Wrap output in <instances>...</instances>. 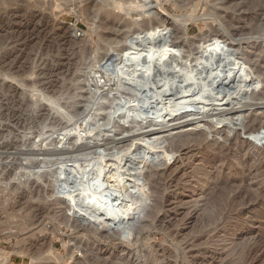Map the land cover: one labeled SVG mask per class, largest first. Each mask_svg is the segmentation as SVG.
Segmentation results:
<instances>
[{"label": "rangeland", "instance_id": "rangeland-1", "mask_svg": "<svg viewBox=\"0 0 264 264\" xmlns=\"http://www.w3.org/2000/svg\"><path fill=\"white\" fill-rule=\"evenodd\" d=\"M115 1L121 0H19L17 6L24 10L16 9L18 14L5 22L4 30L14 25L0 35V264H264V171L258 178L252 176L255 166L252 163L261 159L264 162V128L260 139L252 137L251 145L244 144L242 149L229 145L235 137L247 140L243 133L247 117L255 114L264 121V28L247 35L241 32L243 28L263 26L264 0H122L126 5L118 13L113 7ZM139 3L145 6L137 10L131 5ZM94 13L100 19L91 20ZM32 14L36 15L30 21ZM103 17L120 22L112 29H101ZM124 25L129 29H123ZM25 29L29 31L27 34ZM212 35L220 41L216 50H208L205 56L197 45ZM143 42H147L146 47L150 42L151 52L157 56L153 57L155 61L161 59L158 61L163 69H158V79H150V75L141 80L137 72L127 80L124 78L127 71L134 67L133 54L140 47L146 48ZM161 46L167 48L165 57L159 53ZM241 51L251 53L252 61L242 70L236 68L234 75L244 83H251L249 88H241L243 83L237 79L218 80L211 86L210 79L203 82L202 78L212 76L218 65L224 63L229 70L234 60L241 63ZM203 57H208L206 62L195 63L204 60ZM182 77L192 86L176 87L179 84L176 79ZM218 84L220 88H216ZM190 97L200 103L185 108L184 103ZM238 103L250 106L239 108ZM180 111L184 117L168 131L161 130L164 122ZM134 113L139 119H133ZM224 116L225 119L231 116L232 121L223 120ZM67 132L70 135L66 143H60L59 138ZM190 132L201 134L203 145L229 147L227 160L215 157L213 161L221 163L222 169L201 173L206 158L195 147L169 157L162 148H156L162 139L166 145L176 136ZM77 135L85 138L73 145ZM142 136H147L144 141H135ZM107 138L115 140L117 151L122 146L120 139L126 141V146L139 147L125 153L124 160L131 170L138 169L146 177L154 169L169 172V178L179 177L188 190L197 187L196 193L184 195L186 199L177 206L187 219L192 218L178 224L179 239L171 240L154 227L135 235L130 231L132 223L120 225L99 212H91L88 202L81 207L79 199L68 192L79 188L77 172L72 175L76 184L70 183L62 194L67 206L59 201L54 191L56 184L49 177L57 163L52 154L76 150L82 145L81 148H90L89 152L101 148ZM97 157V153H92L80 159L88 164ZM144 157L145 163L140 164ZM114 160L111 157L110 164ZM231 160V166L242 162L245 167L227 171ZM219 180L231 188L234 186L235 192L247 188V194L254 200H247L248 195L235 200V210L228 209L217 217V233L207 237V230L199 229L197 223L204 218L200 211L207 206L208 211L213 208L205 202L216 192L213 188L218 189L214 184ZM143 183L148 194L146 206H151L154 198L149 195V181ZM120 195L114 197L118 199ZM215 196L212 202H216ZM143 219L138 214L134 224ZM153 247L164 248L166 253L154 256Z\"/></svg>", "mask_w": 264, "mask_h": 264}, {"label": "bare ground", "instance_id": "bare-ground-1", "mask_svg": "<svg viewBox=\"0 0 264 264\" xmlns=\"http://www.w3.org/2000/svg\"><path fill=\"white\" fill-rule=\"evenodd\" d=\"M19 0H0V35H1V32H5V31H8L12 28V26H8V29L7 30H4L5 29V22H9L8 20V17H12L14 16V14L17 13L16 9L18 10H24V8H21V6H17L18 5V2ZM21 1V0H20ZM57 1V0H55ZM134 1V0H133ZM130 2V1H129ZM132 2V1H131ZM126 2L125 1H115L114 2V9L115 11L117 10V13L118 11L121 12V10L125 7V4ZM133 3V2H132ZM260 3V1H259ZM262 3V1H261ZM21 4V3H20ZM30 4V3H29ZM29 4H27V8H29L28 6H30ZM138 4V3H137ZM134 5V4H131L132 6H135L134 8L138 10V8H143L145 6V3L143 4H140L139 5ZM33 5V4H32ZM130 5V3H129ZM257 5V4H256ZM36 6V5H35ZM34 6V7H35ZM260 6V4H259ZM25 7V5H24ZM58 8V5L56 6ZM95 7V6H94ZM37 8V7H36ZM127 8V7H126ZM133 8V9H134ZM260 8V7H259ZM132 9V10H133ZM26 10V8H25ZM29 11V10H28ZM35 11V10H34ZM95 11V10H94ZM42 12V11H41ZM97 12V11H96ZM119 12V13H120ZM29 13V12H28ZM31 13V12H30ZM52 13V12H51ZM116 13V12H115ZM18 14V13H17ZM25 14V13H24ZM41 14V13H40ZM95 14V13H94ZM31 15V14H30ZM29 15V18H30V21H31V18L35 17L34 15L36 14H32V16L30 17ZM45 15V14H44ZM44 15L42 17V15H40L41 17L40 18H44ZM47 15V14H46ZM106 15V14H105ZM115 15V14H114ZM18 16H21L20 13ZM38 16V15H37ZM36 16V17H37ZM48 16V15H47ZM53 16V15H52ZM116 16V15H115ZM164 16V15H163ZM46 17V16H45ZM91 17V16H90ZM89 17V18H90ZM107 17V16H106ZM109 17V16H108ZM28 18V17H27ZM26 18V19H27ZM100 19L99 18V15L98 14H95L94 16H92V18H90L91 20L92 19ZM13 19V18H12ZM16 19V18H14ZM24 19V17H23ZM23 19H20L23 20ZM35 19V18H34ZM33 19V20H34ZM46 19V18H45ZM88 19V21L90 20ZM103 20H101L100 22V28L101 29H112V27H117L118 26V23L120 22L119 20L117 19H113V20H109L108 18H105L104 17L102 18ZM19 20V19H18ZM36 20V19H35ZM34 20V21H35ZM42 20V19H40ZM39 20V21H40ZM51 20V19H50ZM53 20V18H52ZM121 20V19H120ZM163 20V21H162ZM17 21V20H16ZM25 21V19L23 20ZM28 22H30L29 20H27ZM94 21V20H93ZM162 21V22H161ZM161 23H164L165 20L162 18L161 19ZM26 22V23H28ZM53 22V21H52ZM92 22V21H91ZM12 23V22H10ZM9 23V24H10ZM17 23V22H16ZM23 24V22H21ZM25 23V22H24ZM8 24V23H7ZM18 24V23H17ZM29 24V23H28ZM52 24V23H51ZM154 24H157L154 22ZM159 24V23H158ZM21 25V24H20ZM27 25V24H26ZM54 25V23L52 24ZM56 25V24H55ZM18 26V25H17ZM28 26V25H27ZM51 26V25H50ZM155 26V25H154ZM160 26V25H159ZM249 26V25H248ZM19 27V26H18ZM22 27V26H21ZM29 27V26H28ZM34 27L35 26V23H34ZM33 27V28H34ZM52 27V26H51ZM55 27V26H54ZM53 27V28H54ZM131 28V27H130ZM262 29L264 28V24L263 26L261 27H257V26H251L248 30H245L244 28L241 30L242 32V35H247V34H251V33H255L257 32L258 30L256 29ZM17 29V28H16ZM19 29V28H18ZM48 29V28H47ZM123 29H129V26L128 25H124L123 26ZM22 30V29H21ZM31 30V29H30ZM119 30V28H118ZM23 31V30H22ZM26 32V34L29 32L26 31V29L24 30ZM46 31V30H45ZM121 31V30H120ZM119 31V32H120ZM123 31V30H122ZM262 31V30H261ZM40 32V31H39ZM58 32V31H57ZM126 34H127V31H125ZM31 33V32H30ZM36 33V32H35ZM48 33V32H47ZM52 33V32H51ZM56 33V32H55ZM65 33V32H64ZM7 34V33H5ZM53 34V33H52ZM63 34V33H62ZM8 35V34H7ZM29 35V34H28ZM12 36V35H11ZM10 36V37H11ZM124 36V35H123ZM126 36V35H125ZM8 37V36H7ZM14 37V36H12ZM24 37V35H23ZM52 37V36H51ZM57 37V36H56ZM61 37V36H60ZM64 37V36H63ZM41 38V37H40ZM123 38V37H122ZM207 38V37H206ZM9 39V37H8ZM7 39V40H8ZM13 39V38H12ZM61 39V38H60ZM124 39V38H123ZM126 39V37H125ZM220 38H218L216 35H212L211 38H209L207 41H204L205 43H203L202 45H197L198 46V50L201 52V53H204L205 51V56H207V52H209L208 50H213L216 45L219 44V40ZM67 40V39H66ZM65 40V41H66ZM121 40V39H119ZM137 40V39H136ZM64 41V42H65ZM202 41V40H201ZM78 42V41H76ZM80 42V41H79ZM82 42V41H81ZM138 42V41H137ZM142 42V41H141ZM63 43V42H61ZM140 43V41H139ZM147 43V42H146ZM146 43L144 44V42L142 44H144L146 47ZM150 43V42H149ZM148 43V47L144 48V49H141V47L139 48L137 46V48H139L138 51H136V53L133 54V57H132V61L133 63H131L132 66L134 67H130V70L127 71L126 75L124 78H126L128 80V78H130V75L131 74H136L137 75V72L139 73V77L141 80H143L144 78H149L150 76V79L153 78V77H156L158 79V76H157V73H158V69H163V65L159 64L160 62L158 60H161V59H158L155 61L154 57V51L151 52L152 50V46L150 47V44ZM77 44V43H76ZM138 44V43H137ZM139 45V44H138ZM143 47V45H140ZM68 47V46H67ZM83 48V47H81ZM136 48V49H137ZM148 48H151L148 50ZM160 49L159 50V53H163L162 54V57H165L166 54H164V52L166 51L167 48H164V46H161L159 47ZM202 49V50H201ZM216 50V49H214ZM124 51V50H123ZM123 51H120V52H123ZM168 51V50H167ZM210 51V52H211ZM214 52V51H213ZM242 52V51H241ZM132 53V52H131ZM129 53V54H131ZM158 53V52H157ZM166 53V52H165ZM120 54V53H118ZM124 54V53H123ZM251 54V53H250ZM248 54L246 51H243L241 53V56L242 58H240L241 60V63L238 62V61H235L233 62V67L231 69H227L226 70V65L223 63V64H220L218 65L217 69H214L213 68V71L214 73L212 72L210 75L212 76H209V75H206L205 77L202 78L201 77H198V80H200L199 78H202L203 79V82L204 81H209L210 79V86L212 85V82H216V81H228L230 79H233V81L235 79H237V75H234L235 73V69L240 67L243 68V66H248L251 61H252V56L253 55H250ZM161 55V54H160ZM203 55V54H202ZM201 55V56H202ZM240 55V54H239ZM80 56V55H79ZM144 56H151V63L150 64H146L145 62V57ZM154 56V57H153ZM199 56V55H198ZM200 56V57H201ZM204 56V55H203ZM209 56V55H208ZM255 56V55H254ZM122 57V56H121ZM157 57V56H156ZM161 57V56H160ZM197 57V56H196ZM130 58V57H129ZM204 58V57H203ZM205 58H208V57H205ZM204 58V60L202 59H198L195 61V63H200V62H206V59ZM163 59V58H162ZM196 59V58H195ZM120 60V59H119ZM124 60V59H123ZM122 60V61H123ZM214 60V59H213ZM102 61V60H101ZM127 60L125 59V62ZM129 62V60H128ZM127 62V63H128ZM192 62H194L192 60ZM211 62V61H210ZM194 63V64H195ZM221 63V62H220ZM197 64V65H198ZM219 64V63H218ZM229 64V63H228ZM196 65V64H195ZM207 65V64H206ZM194 66V65H193ZM121 67V66H120ZM129 67V66H128ZM199 66H197V69H198ZM192 68V67H191ZM195 68V67H194ZM192 68V69H194ZM230 68V67H229ZM251 68V67H250ZM128 68H126L127 70ZM202 69V68H200ZM225 69V70H223ZM239 69V70H240ZM196 70V69H195ZM212 70V69H211ZM210 70V71H211ZM215 70L217 72H215ZM238 70V69H237ZM242 70V69H241ZM240 70V71H241ZM1 71V70H0ZM154 71V73H153ZM161 71V70H160ZM183 71V70H182ZM237 72V71H236ZM153 73V74H152ZM190 73V72H188ZM184 74V73H183ZM187 74V73H186ZM189 75V74H188ZM135 77V76H134ZM251 77V76H250ZM188 78V77H187ZM239 78V77H238ZM181 78H177L176 81L180 84L176 85V87H184V86H190L191 83H186V78H183L182 77V80H180ZM197 79V78H196ZM201 79V80H202ZM242 79V78H241ZM241 79H237V80H240L239 83H243V84H240V87L243 88V87H247L249 88L251 83L248 84V81H245L246 83H244ZM164 80V79H163ZM195 80V79H194ZM249 80V79H248ZM125 81V80H124ZM140 81V80H139ZM250 81V80H249ZM144 82V81H143ZM148 82V81H147ZM185 82V83H183ZM194 82V81H193ZM87 83V82H86ZM195 83V82H194ZM213 83V84H214ZM193 84V83H192ZM205 85V84H204ZM192 86V85H191ZM214 86V85H213ZM249 86V87H248ZM207 87V86H206ZM209 87V86H208ZM216 87V86H214ZM187 88V87H186ZM213 89L212 87H209V89ZM216 88H220L219 84L217 85ZM189 90V89H188ZM82 91V90H81ZM205 91V90H204ZM181 92V91H180ZM179 92V93H180ZM182 93V92H181ZM203 93V92H202ZM95 91L91 92V97L93 96L94 98V95H95ZM261 94V93H260ZM194 95V94H193ZM259 95V94H258ZM187 96V95H186ZM190 96V95H189ZM202 96V95H201ZM197 97V96H196ZM259 98V96H257ZM92 98V99H93ZM198 98V97H197ZM257 98V99H258ZM194 98L191 99L190 97V101L189 100H185L186 102L184 103V105L186 104V106H184L185 108H189L190 105H197L199 104V100L198 102L195 101L196 99H194V102L191 101L193 100ZM184 101V100H183ZM239 102V101H238ZM91 103V102H90ZM191 103V104H189ZM101 104V103H100ZM254 105V104H253ZM238 106L239 108H244V107H249L250 105H243L241 103H238ZM238 108V109H239ZM177 108H175L176 110ZM184 110V109H182ZM175 112V111H174ZM181 112V111H180ZM179 114H175L174 118L172 119H169L167 121H165L163 124L166 126H164L163 128H161V130H167L169 127L172 126V124L178 120H181L184 116H181L183 115V113L181 112ZM185 112V111H184ZM244 112V111H243ZM192 113V112H191ZM236 113V112H235ZM262 114H264V112H262ZM233 115V114H232ZM173 116V115H172ZM229 116V115H228ZM234 116V115H233ZM222 117V116H221ZM227 117V116H226ZM228 118V119H227ZM225 119V116L223 118V120H228V121H232L231 119V116L230 118L227 117ZM105 119V118H104ZM108 119V117H107ZM246 122H245V125H244V134L247 135V136H250V137H255L256 139H260L261 136V129L264 128V121H260L259 118L255 115V114H252L250 115L249 117L246 118ZM109 120V119H108ZM107 120V121H108ZM109 123V121H108ZM107 123V124H108ZM263 127V128H262ZM130 128V127H129ZM154 129V128H153ZM168 131V130H167ZM171 131V130H170ZM169 131V132H170ZM146 132V131H145ZM148 132H150L148 130ZM161 132V131H160ZM158 133H152L150 135H157ZM263 134V133H262ZM63 134H61L62 136ZM70 133H64V135L59 138L60 139V143L64 142L66 143L67 141V137H69ZM50 136V135H49ZM49 136L47 137L49 139ZM83 136V135H81ZM74 137L72 142H73V145H78V143H80L82 141V138L83 137ZM103 136V135H102ZM138 136V135H137ZM159 136V135H158ZM238 136V135H237ZM100 137V136H99ZM105 137V136H104ZM147 136H142L140 139H135V141L137 140H140V141H144V138H146ZM52 138V136H51ZM85 138V137H84ZM83 138V139H84ZM115 138V137H114ZM118 138V137H116ZM54 139V138H53ZM95 139V138H94ZM93 139V140H94ZM111 138H107L105 139V142L103 143L102 146H100L101 148H96L95 150H90L88 152V150L90 148H78V149H72V150H69V149H66L64 152H61V153H54L52 155L56 156V158L53 160L55 162H57L55 164V168L50 172V175L49 177L51 178V181L55 184H57V170L60 169L62 171H70L72 172V174L75 172H77L78 174V177L77 178V182L79 183V188L77 189V191H70L68 190V192L70 194H73L75 196V198L79 199V203L81 207H84L85 205H87L86 203L88 202L89 204L87 206H89V210H92L91 212H96V213H100L101 216H103L104 218H112V221L113 222H116V223H119L120 225H125L126 224L129 226L131 223V233L133 232L135 235H141L144 231L146 230H149L151 228H156L160 231H162L166 236H168L171 240H176L179 236V233H180V229H178L179 227L178 224L180 223V221H183V219H187L188 216H185V214H183L182 210L178 209L177 206H179V204L181 203L182 199H186L184 197V195H189L190 193L192 192H195L197 190V187H195L194 185V189L193 190H188L189 187L183 185L180 183V179L179 177H177L176 179L173 180V178H169L170 175H167L165 171H158V170H153L152 173H150L147 177L144 175V174H141V172L137 171L138 169H133L131 170L129 168L128 165H126V162L124 160V157L126 152L129 151L130 148L132 147H136V146H133V144H130L129 146H126L124 143L126 141L120 139L119 143L122 144V146L120 147L119 151L116 150V146L114 145V142L115 140H110ZM148 139H151V138H148ZM147 139V140H148ZM101 140H103L101 138ZM117 140V139H116ZM146 140V139H145ZM154 140V138L152 139ZM155 140H158L155 138ZM53 141V140H52ZM51 141V142H52ZM100 141V140H99ZM133 141V139H132ZM131 141V142H132ZM168 141V140H167ZM204 138L202 137L201 134H195V133H186L184 135H179V136H176L175 138L171 139L168 144L165 145L166 141L165 140H161L155 144H157L156 148H162L165 152L164 153H167V156L169 157V155H175L176 153H181L182 151L186 149H188L190 146L191 147H195V151H198L204 158H206V161L203 162V167H202V171H200L201 173H204L206 172V170L208 171L209 169L212 170V171H217L219 169H222L223 165H220L221 163L217 164V163H214L213 164V161H214V158L218 157L220 160H227V158L230 156L228 155V148L229 147H224V146H219V147H215V146H212V144H205L203 145L204 143ZM138 142V141H137ZM118 143V145H119ZM133 143V142H132ZM141 143H144V142H141ZM140 143V144H141ZM146 143V142H145ZM49 144V143H48ZM151 144V143H150ZM246 144V145H251V141L250 140H240L239 137H235L234 138V141L230 142L229 145L231 148H241L243 147V145ZM55 145V144H54ZM57 145V144H56ZM55 145V146H56ZM65 145V144H64ZM70 145V144H69ZM96 145V144H95ZM152 145V144H151ZM53 146V145H52ZM54 146V147H55ZM87 146V145H85ZM126 146V148L124 147ZM46 147H48L46 145ZM76 147V146H75ZM138 147V146H137ZM153 147V145H152ZM248 147V146H247ZM68 148V145L67 147ZM70 148V147H69ZM119 148V147H118ZM117 148V149H118ZM139 148V147H138ZM143 148V147H142ZM146 148V147H145ZM98 149V151H97ZM150 149V148H149ZM131 150V149H130ZM139 150V149H137ZM156 150V149H155ZM235 150V149H234ZM97 151V152H96ZM132 151V150H131ZM149 151V150H147ZM247 152V151H246ZM96 154L99 156L97 158H93L94 160H91V162H87L88 164H84L82 163L81 159L80 158H84V157H88L90 154ZM131 153V152H130ZM198 153V154H199ZM117 154L116 156V159L114 160V156ZM129 155V154H128ZM179 155V154H178ZM59 156V157H58ZM250 156V155H249ZM248 156V157H249ZM111 157L112 159L114 160V163L112 162V164H110V161H111ZM82 158V159H83ZM203 158V159H204ZM217 158V159H218ZM252 158V156H251ZM263 158V157H262ZM218 159V160H219ZM87 160V159H85ZM230 160V159H229ZM233 160V159H232ZM232 160L231 162H229L227 164V171L229 170H232V169H239V168H243L245 167L244 163H238L236 166L235 165H232L231 166V163H232ZM262 160V159H261ZM260 160V162H257V164H255L256 162L252 163L254 166V170H253V173L254 175V178H258L260 177L262 171H264V162L262 163V161ZM140 164H144L146 159L145 157L142 158L141 160H139ZM237 163V158L235 160ZM264 161V160H263ZM188 162V161H187ZM225 162V161H224ZM167 164V163H166ZM165 164V165H166ZM225 164V163H224ZM247 164V163H246ZM113 165V167L111 166ZM140 167V166H139ZM252 167V166H250ZM133 168V167H132ZM140 170V169H139ZM187 170V169H186ZM234 170V171H235ZM169 171V170H168ZM171 171V170H170ZM221 171V170H220ZM237 171V170H236ZM174 172V171H173ZM199 172V173H200ZM219 172V171H218ZM187 173V172H186ZM197 173V171L195 172ZM209 173H212L209 171ZM194 174V173H193ZM198 174V173H197ZM235 174V173H234ZM264 174V173H263ZM64 175V174H62ZM192 175V174H191ZM209 175V174H208ZM76 176V175H75ZM203 176V175H201ZM211 176V175H210ZM242 176V175H241ZM190 177V176H189ZM263 177V176H261ZM180 178H182L180 176ZM191 178V177H190ZM198 178V177H197ZM246 178V177H245ZM149 179V180H148ZM183 179V178H182ZM192 179H195V183H199L197 182L196 178H192ZM253 179V178H252ZM149 181V190H150V193L149 195H152L153 196V203L151 206H146V200L148 198V194L146 193V188L144 187L143 184H146V183H143L144 181ZM199 180V179H198ZM224 180V179H223ZM143 181V182H142ZM193 181V180H192ZM220 181V180H219ZM247 181V180H246ZM261 181V180H260ZM187 183V181H186ZM185 183V184H186ZM225 181H220V182H217L214 184V186H218V189H216L215 187L213 188L216 192H212L210 194V196L206 199V202H205V205L206 204H210L212 205L213 208H215V210H212L210 209L211 211H208L207 208L209 206H207L206 209H203L202 211L200 212H203L202 213V216L204 215V218L202 219V221L198 222L197 220V226L199 229H203L205 232L207 230V237L210 235V234H213L214 232L217 231L218 229V226L216 224L217 222V217H220V215L225 212L226 210H233L234 206V201L237 200L239 197L241 196H245L248 195L246 197V199L248 200H254V197L251 198L249 197V194H247V188L245 190L243 189H240L239 192H235V189L232 187H229V185H225ZM264 183V182H263ZM262 183V184H263ZM190 184V182H189ZM242 184V180L240 182V185ZM78 185V184H77ZM198 184H196L197 186ZM239 185V186H240ZM69 186V185H68ZM199 186V185H198ZM242 186V185H241ZM247 186V185H245ZM261 186V185H260ZM238 187V186H237ZM236 187V188H237ZM77 188V187H76ZM91 188V189H90ZM207 188V187H206ZM242 188V187H241ZM70 189V188H69ZM174 189L173 191H170ZM203 189V188H202ZM201 189V190H202ZM239 189V187L237 188ZM75 190V189H73ZM89 190V191H87ZM148 190V189H147ZM238 191V190H237ZM148 192V191H147ZM257 192V191H256ZM255 192V193H256ZM116 193H118L117 195H120V197L117 199L115 198L114 196H117ZM120 193V194H119ZM167 193V194H166ZM196 193V192H195ZM255 193H253L254 195H256ZM115 194V195H114ZM260 194V193H259ZM258 194V195H259ZM262 194V193H261ZM215 195H217V200L216 202H212L211 199L214 197H216ZM251 196V195H250ZM253 196V195H252ZM114 197V198H113ZM118 197V196H117ZM264 198V196H263ZM117 200H121L122 202L119 203ZM149 200V199H148ZM213 200V199H212ZM246 200V201H247ZM236 202V201H235ZM69 203V202H68ZM239 204V203H238ZM204 205V206H205ZM264 205V204H263ZM240 206V205H238ZM68 207L71 208V204L69 203L68 204ZM115 212H114V211ZM235 210V209H234ZM241 212V211H240ZM111 213H113V215H111ZM99 214V215H100ZM138 214L141 216L143 215V221H139V223L137 222V224H134V219L136 220V216H138ZM111 215V217H109ZM223 215V214H222ZM192 219V218H191ZM190 218L187 219L188 221L191 220ZM198 219V218H197ZM220 220V218H218ZM224 219V218H223ZM263 219H264V216H263ZM141 220V219H140ZM187 221V222H188ZM219 222V221H218ZM185 223V222H184ZM195 223V221H194ZM186 224H184L185 226ZM194 225V224H193ZM194 227V226H192ZM76 228V227H75ZM78 228V227H77ZM181 228V227H180ZM186 228V227H184ZM197 228L198 230V233H199V229ZM183 229V228H181ZM206 229V230H205ZM184 230V229H183ZM225 230V229H223ZM222 230V231H223ZM193 231V230H192ZM221 231V232H222ZM196 232V231H195ZM202 232V231H201ZM224 232V231H223ZM222 232V233H223ZM217 233V232H216ZM220 233V232H219ZM206 237V236H205ZM179 239V238H178ZM177 242V241H176ZM146 246V245H145ZM241 248V247H240ZM249 248V247H248ZM153 252L152 255H156L157 253H161V254H165L166 253V250L163 248V249H159V248H156V247H153L152 250ZM172 251V250H171ZM244 251V249L242 250ZM250 251V250H247V252ZM33 253V252H32ZM243 253V252H242ZM245 253V252H244ZM241 254V253H240ZM249 254V253H248ZM247 254V255H248ZM243 254H241L242 256ZM246 255V256H247ZM169 256V255H168ZM240 256V257H241ZM249 256V255H248ZM157 257V256H156ZM155 257V258H156ZM183 257V256H182ZM35 258V257H34ZM34 258H32L34 260ZM245 256L243 257L242 256V259H244ZM37 259V257L35 258ZM39 259V258H38ZM37 259V260H38ZM147 259V258H146ZM246 259V258H245ZM39 261V260H38ZM36 262V261H35ZM173 262V261H172ZM191 262V261H190ZM154 263V262H153ZM167 264H169V262H167ZM172 264V263H171Z\"/></svg>", "mask_w": 264, "mask_h": 264}, {"label": "water", "instance_id": "water-1", "mask_svg": "<svg viewBox=\"0 0 264 264\" xmlns=\"http://www.w3.org/2000/svg\"><path fill=\"white\" fill-rule=\"evenodd\" d=\"M144 57H145L144 59H145L146 64H150L151 63V56H144ZM133 119H139L137 114L134 113ZM244 139H249V140L254 141V139L252 137H249V136L244 137ZM62 174H64V175H62ZM72 175L73 174L70 171H62L60 169L57 170V179L58 180H57L56 188L54 189V191L56 192L58 198L60 199L59 201L62 202L63 204H65L66 206H67V201L64 200V197L62 196V194L67 191V186L70 183H75V180H72ZM75 215H77V214H75ZM77 217H80L82 220L87 219L83 216L77 215Z\"/></svg>", "mask_w": 264, "mask_h": 264}]
</instances>
